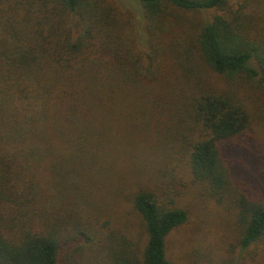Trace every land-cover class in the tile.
Instances as JSON below:
<instances>
[{
    "label": "trees",
    "instance_id": "1",
    "mask_svg": "<svg viewBox=\"0 0 264 264\" xmlns=\"http://www.w3.org/2000/svg\"><path fill=\"white\" fill-rule=\"evenodd\" d=\"M136 1L144 37L136 33L133 13L116 0H0V264H79L66 253L71 236L64 220L37 208L44 200L37 178L62 144L79 167L107 163L106 131L93 122L96 114L108 116L114 100L143 103L130 114L156 122V100L170 97L184 108L195 136L188 150L192 176L211 193L231 189L225 146L252 125L264 126V0ZM182 11L205 13L194 33ZM175 30L186 52L233 85L186 94L165 63L163 41ZM133 204L144 245L108 222L98 263L176 264L167 238L187 222L188 211L149 189L137 191ZM236 205L238 246L250 261L264 264V202L240 193Z\"/></svg>",
    "mask_w": 264,
    "mask_h": 264
},
{
    "label": "rangeland",
    "instance_id": "2",
    "mask_svg": "<svg viewBox=\"0 0 264 264\" xmlns=\"http://www.w3.org/2000/svg\"><path fill=\"white\" fill-rule=\"evenodd\" d=\"M116 2L133 13L136 33L144 37L139 2ZM180 14L192 33L205 16L203 12ZM180 32L175 30L163 41L167 72L173 81L188 95L196 89L223 92L233 85L231 80L208 72L194 51L186 52L184 40L179 44ZM189 76H198L199 83H192ZM234 85L240 95L245 94L240 83ZM169 100H156L158 123L148 119L149 115L130 114L143 107L134 99L114 100L108 116L95 115L93 126L106 131L107 163L79 167L62 144V152L40 168L37 179L41 178L44 200L37 208L51 209L64 220V231L71 236L66 253L76 255L79 264H99L96 249L108 244V222L118 233L144 245L142 218L133 204V195L141 189L154 191L163 203L174 200L189 213L187 222L167 238L168 256L176 264H256L238 246L236 198L244 193L264 202V126L252 125L246 134L225 146L231 189L211 193L193 178L190 169L188 150L195 137L188 125L190 118L184 108Z\"/></svg>",
    "mask_w": 264,
    "mask_h": 264
}]
</instances>
